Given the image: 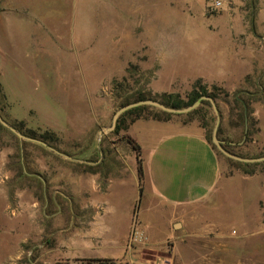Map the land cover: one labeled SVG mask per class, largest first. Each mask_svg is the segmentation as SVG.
<instances>
[{"label":"rangeland","instance_id":"obj_1","mask_svg":"<svg viewBox=\"0 0 264 264\" xmlns=\"http://www.w3.org/2000/svg\"><path fill=\"white\" fill-rule=\"evenodd\" d=\"M215 2L221 4L217 9L211 7ZM192 29L205 30L211 45L217 40L212 38L230 36L237 53L251 58L252 73L242 85L228 90L165 75L159 59L179 51L182 35ZM240 92L256 93L242 96L250 111L254 103L264 104V0H0V115L10 125L22 122L27 134L48 131L53 142L46 144L73 159L20 141L0 125V264H98L85 261L91 258L171 264L173 240L155 249H134L129 240L122 251L105 249L110 244L91 227L96 208L81 201L85 185L82 190L75 181L77 174L95 170L77 160L86 155L100 163L133 162L127 127L142 113L211 139L215 116L207 101L184 115L129 110L112 132L100 134L122 104L163 95L178 97L182 105L197 95L213 97L223 147L240 157L264 156L255 120L243 137L242 109L234 101ZM217 153L219 191L192 212L212 217L236 258L250 254L262 261L264 234L243 236L264 223V162L245 164ZM251 173L259 179H250ZM86 189L89 198L97 197L90 185ZM143 205L169 213L148 194ZM158 221L159 237H169L168 219Z\"/></svg>","mask_w":264,"mask_h":264},{"label":"crops","instance_id":"obj_2","mask_svg":"<svg viewBox=\"0 0 264 264\" xmlns=\"http://www.w3.org/2000/svg\"><path fill=\"white\" fill-rule=\"evenodd\" d=\"M204 36L207 34L203 29H192L182 35L181 49L161 57L160 69L180 81H202L222 85L228 90L237 89L252 73L251 58L237 53L230 36L212 38L217 39L213 40L215 47L211 45V38L204 40ZM144 65L146 69L148 63ZM254 104L251 117L258 128L256 141L264 143V104ZM127 134L140 147L141 191L134 152L130 163H100L86 155L77 160L84 169L95 170L77 174L75 181L81 184L82 190L85 185L81 201L89 202L93 210L96 208L91 227L104 235L103 242L110 244L105 249L122 251L128 240L134 249H155L173 240L168 259L171 264H264V260L254 259L250 254L247 258H236L231 252L232 245L224 242L228 236L225 238L219 225L212 223V217L192 212L194 207L206 204L217 195L221 175L219 155L199 129L178 128L170 121L140 118L129 123ZM97 155L102 154L97 151ZM258 177L252 175L250 179ZM88 185L96 198L86 194ZM145 194L165 206L168 215L143 205ZM124 211L127 212L126 221L122 224L120 216ZM158 217L168 219L169 237H159ZM259 219L262 220L261 216ZM195 221L197 226L193 225ZM179 223L182 228L176 232L174 225ZM257 234H264L263 221L243 238Z\"/></svg>","mask_w":264,"mask_h":264},{"label":"water","instance_id":"obj_3","mask_svg":"<svg viewBox=\"0 0 264 264\" xmlns=\"http://www.w3.org/2000/svg\"><path fill=\"white\" fill-rule=\"evenodd\" d=\"M203 101H207L210 104L211 109L213 111V114L215 116V123H214L213 129H212V132H211V144L214 146V148L218 152H220L222 155H224L225 157H227L231 160L240 162V163L255 164V163L264 162V156L257 157V158H244V157L237 156L235 154H231L230 152H228L223 147V143L218 139V128L220 125V114H219L218 108L215 104V101L212 98H210L209 96H201L190 106H187V107L181 108V109H174V108L166 107L163 104H161L160 102H158L156 100H152V99L140 100L137 102L127 104L125 106L120 107L118 110H116L114 112V114L112 115V118H111L110 126L105 128L103 131H101L100 134L102 132H112L115 129L117 121L120 118V116H122L125 112L132 110V109H135V108H138V107L147 106V107L157 109V110L164 112V113H167V114L184 115V114H188V113L194 111L195 109H197ZM0 125L2 127H4L5 129L9 130L20 141H28L31 143L38 144V145L43 146L44 148L52 151L53 153H55L59 156H62L68 160L73 161V159L71 157H69L67 155H63L62 153L56 151L55 149L48 146L45 142H42L40 140L29 138V137L22 135L15 128H13L10 124H8L1 116H0ZM178 226H179L178 224L174 225L175 228H177Z\"/></svg>","mask_w":264,"mask_h":264},{"label":"trees","instance_id":"obj_4","mask_svg":"<svg viewBox=\"0 0 264 264\" xmlns=\"http://www.w3.org/2000/svg\"><path fill=\"white\" fill-rule=\"evenodd\" d=\"M243 95H245L246 97H249L250 99H252L256 95V93L255 92L254 93H252V92L251 93L242 92L240 95H238V94L234 95V101L237 102V103H240V105H241L242 111H241V113L239 115V118L241 120V125L243 127H245V131L243 133V137L247 138L250 135V129H249L250 128V124L253 123L254 119L251 117V112L252 111L249 110V104L242 97ZM201 96L202 95H200V96L197 95V96L192 97L190 100H188V102L185 105H182V102L179 100L178 97H173L172 95H163V98L160 99V100L159 99H152V98L137 97L135 99V101L134 100L133 101L137 102V101H140V100L152 99V100H156V101L160 102L161 104H163L166 107H170V108H174V109H181V108H185L187 106H190L191 104H193ZM209 97L214 100L213 97H211V96H209ZM252 102H254V101H252ZM130 103H133V102H130ZM130 103H128V102L124 103L120 107L125 106V105L130 104ZM202 104H204V101L201 103V105ZM147 108H148L147 106H143V107H139V108H136L134 110H131L129 112L138 111V110H142L143 111V110H146ZM149 108H151V107H149ZM193 112H195V110ZM160 113L165 115V113H162V112H160ZM140 118L153 119V120H157V121H169L168 119H163V118L161 119L160 117H158L156 115L150 116V115H146V114L142 113V114H139L136 117H134L131 120V122L136 120V119H140ZM254 124H255V122H254ZM21 125H22V122H18V123L12 124L11 126L13 128H15L18 132H20L22 135H24V134L28 135V136L24 135L26 137L37 139V140H40V141L45 142V143H49V142L52 143L53 142V140L51 138H49V134H48L49 132L48 131H45L39 137H36L32 132H30L28 134L26 132H23ZM218 133H219V129H218ZM206 138L211 143L210 137H206ZM125 140L131 146L132 150L135 153L136 162H137L138 180H139V183H140V191H141L142 190L141 189V183H142V180H143V171H142V161H141V158H140V155H141L140 147L130 137H126ZM252 174L253 173H251L250 175H252ZM85 261L87 263L114 264V260H112V259L91 258V259H87Z\"/></svg>","mask_w":264,"mask_h":264},{"label":"built area","instance_id":"obj_5","mask_svg":"<svg viewBox=\"0 0 264 264\" xmlns=\"http://www.w3.org/2000/svg\"><path fill=\"white\" fill-rule=\"evenodd\" d=\"M220 3L219 2H215V4L214 5H211V7L213 8V9H217L218 7H220ZM162 264H167V263H162Z\"/></svg>","mask_w":264,"mask_h":264}]
</instances>
